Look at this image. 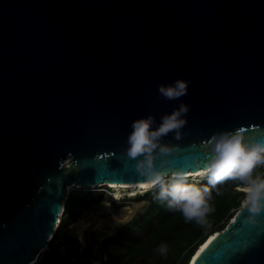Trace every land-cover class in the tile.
Segmentation results:
<instances>
[{
  "label": "water",
  "instance_id": "water-1",
  "mask_svg": "<svg viewBox=\"0 0 264 264\" xmlns=\"http://www.w3.org/2000/svg\"><path fill=\"white\" fill-rule=\"evenodd\" d=\"M177 79L188 94L162 98ZM181 103L158 170H204L218 132L264 140V0H0V264L38 261L73 188L145 183L131 124ZM248 216L244 199L189 264H264V213Z\"/></svg>",
  "mask_w": 264,
  "mask_h": 264
},
{
  "label": "trees",
  "instance_id": "trees-1",
  "mask_svg": "<svg viewBox=\"0 0 264 264\" xmlns=\"http://www.w3.org/2000/svg\"><path fill=\"white\" fill-rule=\"evenodd\" d=\"M254 175L264 177V166ZM189 182L210 188L213 211L207 217V226L186 221L180 212L155 199L158 188H150L135 197H125L144 205L113 233L94 227L77 236L71 233L70 224L85 208L102 200L113 201L110 194L80 189L70 193L59 227L35 264H189L198 248L225 229L244 203V193L236 190L239 181H226L217 189H211L206 178ZM163 244L168 247L166 255L159 252Z\"/></svg>",
  "mask_w": 264,
  "mask_h": 264
},
{
  "label": "clouds",
  "instance_id": "clouds-1",
  "mask_svg": "<svg viewBox=\"0 0 264 264\" xmlns=\"http://www.w3.org/2000/svg\"><path fill=\"white\" fill-rule=\"evenodd\" d=\"M189 81L177 79L169 85L161 84L159 94L166 100H176L188 94ZM189 106L181 103L171 114L161 117L158 126L154 116L137 119L132 122V131L127 138V156L132 160L140 159L137 171L145 178L147 188H158L155 199L165 202L170 210L180 212L188 222L207 226V217L211 214L209 201L210 188L197 187L190 183V173L182 169H172L170 173L158 170L154 166L157 150L160 155L170 154L172 148L160 143L162 137L175 132V138H181V129L187 124L185 117ZM247 129L238 128L234 131H222L214 134L203 146L207 161L204 171L207 185L217 189L226 181H239L236 190L244 193L245 207L249 213L248 221L256 224V217L264 213V177L254 175L258 167L264 166V140H258L247 134ZM170 162L163 160L161 168ZM204 161H197L200 168ZM113 189V187H111ZM168 247L163 244L159 248L161 255H166Z\"/></svg>",
  "mask_w": 264,
  "mask_h": 264
},
{
  "label": "rangeland",
  "instance_id": "rangeland-1",
  "mask_svg": "<svg viewBox=\"0 0 264 264\" xmlns=\"http://www.w3.org/2000/svg\"><path fill=\"white\" fill-rule=\"evenodd\" d=\"M66 165H70V161H65ZM205 176H190V181L205 179ZM112 183L105 186H96L92 188L95 193L102 195L110 194L113 201L102 200L90 209H84L80 215L70 224V231L74 235L82 236L86 229L98 227L107 234L113 233L117 228L126 224L131 220L136 212L143 208V202H136L125 197H135L137 193L146 191L150 188H123L114 187ZM80 190L73 188L71 192ZM105 199V198H103ZM245 199V196H244ZM43 254V252H42Z\"/></svg>",
  "mask_w": 264,
  "mask_h": 264
},
{
  "label": "bare ground",
  "instance_id": "bare-ground-1",
  "mask_svg": "<svg viewBox=\"0 0 264 264\" xmlns=\"http://www.w3.org/2000/svg\"><path fill=\"white\" fill-rule=\"evenodd\" d=\"M202 171H204V170H199L198 172L190 173V176L191 175L199 176V173L202 172ZM144 184L145 183H130V184H128V183H123V184H121V183H112V186H113V188L114 187L133 188V189H135V188H147ZM209 241L210 240H208L205 244L202 245L201 249L198 252V255L201 254L204 251V249L208 245Z\"/></svg>",
  "mask_w": 264,
  "mask_h": 264
}]
</instances>
